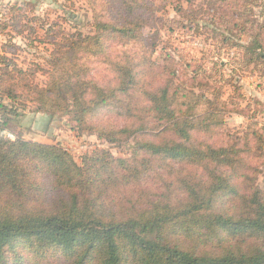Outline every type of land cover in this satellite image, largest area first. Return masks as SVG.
<instances>
[{"label":"trees","instance_id":"obj_1","mask_svg":"<svg viewBox=\"0 0 264 264\" xmlns=\"http://www.w3.org/2000/svg\"><path fill=\"white\" fill-rule=\"evenodd\" d=\"M155 1L89 0L99 9L95 34L50 52L55 68L69 60L85 78L34 86L38 109L68 110L99 137L132 138L129 158L98 149L77 164L59 146L0 134V264H264V189L254 183L264 128L228 136L221 87L207 96L176 82L173 64L159 81L148 55L110 56V44L141 37ZM209 1L207 21L222 24L223 42L264 76V23L250 20L258 0ZM169 2L186 11L193 1L161 4ZM246 28L254 30L248 41H233V30ZM87 57L113 67L110 81L86 78ZM9 74L0 75V92L10 96L1 83ZM10 112L0 102V129ZM112 113L133 119L113 126L103 120Z\"/></svg>","mask_w":264,"mask_h":264},{"label":"rangeland","instance_id":"obj_2","mask_svg":"<svg viewBox=\"0 0 264 264\" xmlns=\"http://www.w3.org/2000/svg\"><path fill=\"white\" fill-rule=\"evenodd\" d=\"M162 1H155L154 17L143 24L141 37L110 44V56L126 61L131 56L148 55L157 64L154 66L159 81L164 65L173 64L176 82L207 96L211 95L207 92L211 86L210 93L221 87L219 97L226 105L223 121L228 136L240 135L247 125L264 128L263 66L257 69L253 62L246 64L245 57H238L241 52L230 47V41L223 42L218 34L223 25L218 27L207 21L208 12L214 8L211 1L192 0L191 9L186 11L177 10L171 2L162 5ZM181 2L186 8L185 0ZM263 6L264 0L251 2L250 20L254 19V23H264ZM98 10L89 0H0V75L4 71L11 75L1 76V83L2 89H12L10 96L7 91L0 92V102L11 110L4 129L15 138L59 146L77 164L84 154L98 149H106L115 157L129 158L133 140L99 137L97 132L78 125L68 110L56 108L50 114L38 109L34 86L46 87L53 77L75 75L76 67L69 60L62 59V64L55 68L50 52L57 42L66 40V48L82 36L94 35ZM233 34V41L246 43L254 30L234 29ZM104 61L85 58L82 71L86 78L99 84L110 81L113 67ZM75 76L83 75L79 72ZM143 104L141 101L140 105ZM131 119L115 113L103 117L105 123L117 127ZM214 139L221 143L226 135L221 133ZM259 161L262 164L258 166L254 183L264 189V158Z\"/></svg>","mask_w":264,"mask_h":264},{"label":"built area","instance_id":"obj_3","mask_svg":"<svg viewBox=\"0 0 264 264\" xmlns=\"http://www.w3.org/2000/svg\"><path fill=\"white\" fill-rule=\"evenodd\" d=\"M0 134L5 136L6 138H8L10 140L15 139V135L13 133L7 131L6 129H0Z\"/></svg>","mask_w":264,"mask_h":264}]
</instances>
